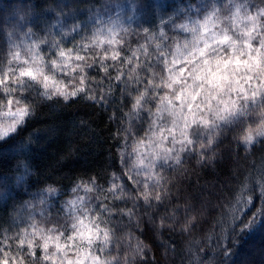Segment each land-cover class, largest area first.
<instances>
[{"label": "trees", "instance_id": "1", "mask_svg": "<svg viewBox=\"0 0 264 264\" xmlns=\"http://www.w3.org/2000/svg\"><path fill=\"white\" fill-rule=\"evenodd\" d=\"M209 2L0 0V75L8 69L10 39L17 44L46 39L47 43H40L46 62L58 57L57 44L73 55L83 45L79 55L85 57L76 62L84 67V92L67 100L60 95L47 98L38 87L11 95L13 109L16 99L26 97L30 114L15 133L0 141L7 145L0 147V260L8 252L9 264H16L12 256H23L25 264H32L27 243L18 252V234L32 231L29 225L35 224L44 235L61 231L67 235L76 211L69 205L79 199L80 211L88 213L81 216L85 224L101 216L113 227V244L122 264H264V220L257 216L264 209V136H256L251 146L244 141L250 127L255 135L257 114L222 126L210 145L205 137V146L184 152L178 164L158 165L160 185L149 183L150 205L142 196L147 177L136 174L134 149L145 136L144 117L151 105L137 113L132 104L150 73L157 78L163 75L155 61L161 38L146 43L140 26L150 28L145 19L159 24L170 16L182 22L184 11ZM239 2L251 15L264 10V0H215L224 22ZM125 12L129 32L113 46L119 57L112 60L107 44L96 47L90 42L89 29L97 15L107 20ZM74 22L82 23L84 31L62 39L61 33ZM24 23L27 28H21ZM161 31L166 33L164 41L175 39L170 27ZM27 55L26 50L21 56ZM80 75L77 69L71 75L57 73V79L71 92L81 86ZM7 98L0 86L3 121L9 120L3 115L8 111ZM254 217L256 223L246 227ZM40 243L36 237L35 244ZM35 251L39 258L41 248ZM36 264H41L39 259Z\"/></svg>", "mask_w": 264, "mask_h": 264}, {"label": "snow or ice", "instance_id": "2", "mask_svg": "<svg viewBox=\"0 0 264 264\" xmlns=\"http://www.w3.org/2000/svg\"><path fill=\"white\" fill-rule=\"evenodd\" d=\"M136 8L137 5L133 4V10ZM233 8L227 23L221 19V9L216 7L215 0H210L195 11L191 8L184 11L182 22L178 23L176 17L170 16L167 21L161 18L159 24L154 19H145L144 24L152 27L140 26L146 43H151L157 36L162 41L156 46L155 61L162 66L163 75L157 78L155 73H150L151 78L144 81L146 86L142 91L138 90L132 104L137 113L145 112V107L151 105L144 117L148 123L145 136L134 149L137 154L136 174L147 177L142 193L146 204H151L149 183L153 187L160 185L155 172L157 166H167L169 161L178 164L180 153L193 152L197 145L203 148L205 137L210 145L222 126L255 113L260 117L255 135L250 127L244 141L251 146L256 136H264V10L251 15L240 3H235ZM20 19L26 20V17ZM20 26L27 28L28 24ZM169 27L175 39L164 41L166 33L161 29ZM83 31L82 23L74 22L61 36L63 39L72 33L80 35ZM89 31L90 42L96 47L107 44L111 59H118L119 52L113 46L122 42V33L126 35L129 32L119 15L107 20L102 15L95 16ZM29 35L30 32L25 33V36ZM9 43L8 69L0 75V86L9 94L6 99L8 111L3 113L9 117V122L0 124V141L15 133L30 114L26 97L16 99L13 109V93L38 87L43 89L41 94L47 98L60 95L67 100L85 91L82 86L84 67L76 63L85 60L79 55L83 45L73 55L71 49L66 51L57 44L58 57L46 62L40 51V43H47L46 39L28 44H17L10 39ZM73 43L75 45L74 37ZM22 46L27 50L26 57L21 56L19 49ZM105 58H108L107 50ZM127 62L131 64L132 60L127 59ZM151 67L148 65L149 69ZM77 69L81 73V86L69 92L68 85L57 79V73L71 75ZM112 187L115 189L116 185ZM155 200L159 201L160 196L157 195ZM69 206L75 207L76 211L72 213L73 220L67 235L63 231L44 235L43 229L30 224L32 231L25 229L18 234V252L27 243V255L32 264H36L37 259L41 264H122L113 244L114 229L109 226V221L95 216L85 224L81 216H88V213L80 211L82 202L81 205L71 202ZM257 216L264 220V209ZM255 223L254 217L246 227ZM36 237L42 243L35 244ZM36 247L42 250L39 258ZM136 251L139 253V246ZM3 255L5 258L0 260V264H9L10 254L3 252ZM11 259L16 264H25L23 256H12ZM234 264H243V261Z\"/></svg>", "mask_w": 264, "mask_h": 264}, {"label": "rangeland", "instance_id": "3", "mask_svg": "<svg viewBox=\"0 0 264 264\" xmlns=\"http://www.w3.org/2000/svg\"><path fill=\"white\" fill-rule=\"evenodd\" d=\"M239 3H240V2H239ZM240 4H241V3H240ZM120 17H121V19H122L124 25H125L126 22L129 20V15H128L127 12H125V13L122 14V15H120ZM221 19L223 20L224 18H221ZM227 22H228V20H227L226 22H224V23H227ZM19 50L21 51V55H24V56H25L26 48L21 47ZM8 122H9V120H8V121H3L2 118L0 119V124H2V125H6ZM182 154H183V153H180V156H181ZM169 162H170V161H169ZM135 169H136V171H137V165H136V163H135ZM78 202H79V199H77V201L75 202V205H77Z\"/></svg>", "mask_w": 264, "mask_h": 264}]
</instances>
